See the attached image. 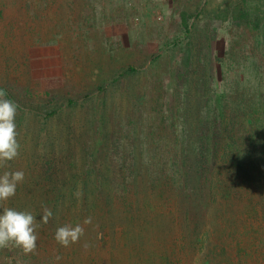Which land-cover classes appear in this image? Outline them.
I'll list each match as a JSON object with an SVG mask.
<instances>
[{"label": "rangeland", "instance_id": "1", "mask_svg": "<svg viewBox=\"0 0 264 264\" xmlns=\"http://www.w3.org/2000/svg\"><path fill=\"white\" fill-rule=\"evenodd\" d=\"M0 89L25 174L0 212L40 224L0 264H264V0H0Z\"/></svg>", "mask_w": 264, "mask_h": 264}, {"label": "clouds", "instance_id": "2", "mask_svg": "<svg viewBox=\"0 0 264 264\" xmlns=\"http://www.w3.org/2000/svg\"><path fill=\"white\" fill-rule=\"evenodd\" d=\"M17 111L18 105L7 98L6 92L0 89V167H5L8 162L15 160L20 153L21 145L17 138ZM24 178L25 174L22 170L4 171L0 175V203L15 196L17 185L22 183ZM52 216V211L45 207L41 223L48 224ZM91 223L92 217H87L83 221V225ZM83 225L78 223L75 226L66 224L58 227L54 233V240L65 248L78 243L85 232ZM39 227L40 224L31 212L3 207V211L0 212V249L15 247L25 254L35 253ZM84 247L87 249L89 245L85 243Z\"/></svg>", "mask_w": 264, "mask_h": 264}, {"label": "trees", "instance_id": "3", "mask_svg": "<svg viewBox=\"0 0 264 264\" xmlns=\"http://www.w3.org/2000/svg\"><path fill=\"white\" fill-rule=\"evenodd\" d=\"M250 17L251 15L249 14V12L244 11V9L240 7V5L234 7L231 11H227L223 14L224 21L231 19V20L238 21V22L245 23V24L254 23L255 27H258L261 24V20L260 21L259 20L255 21L252 19L250 20ZM191 18H192V15H189L186 12L181 13V21L184 24L186 31H189L188 22ZM190 55H191V51L187 50L185 57L183 59V62H182V67L185 69L190 67ZM127 71H128L127 73L134 74L137 72V68L130 67ZM200 181L201 179L199 177L198 182Z\"/></svg>", "mask_w": 264, "mask_h": 264}]
</instances>
